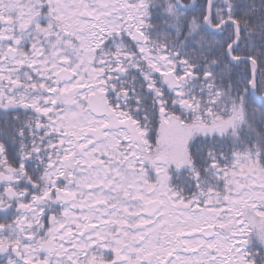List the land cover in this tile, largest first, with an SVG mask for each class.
Segmentation results:
<instances>
[{"label":"snow or ice","instance_id":"snow-or-ice-1","mask_svg":"<svg viewBox=\"0 0 264 264\" xmlns=\"http://www.w3.org/2000/svg\"><path fill=\"white\" fill-rule=\"evenodd\" d=\"M0 264H264V0H0Z\"/></svg>","mask_w":264,"mask_h":264}]
</instances>
